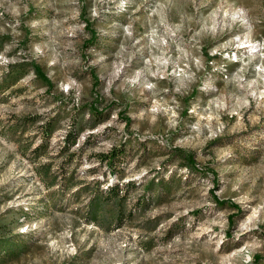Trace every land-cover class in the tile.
<instances>
[{
  "label": "rangeland",
  "instance_id": "obj_1",
  "mask_svg": "<svg viewBox=\"0 0 264 264\" xmlns=\"http://www.w3.org/2000/svg\"><path fill=\"white\" fill-rule=\"evenodd\" d=\"M2 35L0 86L29 68L0 89V215L27 211L30 244L4 264H264V0H0ZM115 147L135 185L99 225L96 185L121 178L96 154Z\"/></svg>",
  "mask_w": 264,
  "mask_h": 264
},
{
  "label": "trees",
  "instance_id": "obj_2",
  "mask_svg": "<svg viewBox=\"0 0 264 264\" xmlns=\"http://www.w3.org/2000/svg\"><path fill=\"white\" fill-rule=\"evenodd\" d=\"M96 36V35H95ZM97 41V37H94L89 43L95 44ZM11 42V37L9 35L0 36V53L5 49L6 45ZM32 69L35 71V74L39 79H41L45 85L51 87V81L46 73L43 71L42 67L38 64H32ZM29 73V68L26 63H16L9 65L5 77L1 82L0 89H10L14 85H16L20 80H22ZM93 109V107L91 108ZM104 111H98L93 109L91 115H93L98 121L102 120ZM35 117L34 119H36ZM37 120L33 121L34 123ZM44 135L43 142L38 145L34 149V154L36 156L42 155L45 153V146L48 136L52 131V127L50 124L42 127ZM78 130L75 128L74 130H70L64 137V142L60 146L59 152L61 155L68 153L71 147L75 144L77 140ZM76 152H73L66 159L67 164H63L62 166H68L70 162L76 157ZM126 154L125 147H115L108 153H98L96 154L99 161L101 163H106L108 168L113 171L116 175L121 178V181L115 182H99L96 185L94 199L92 201V208L96 207V212L90 210L89 217L95 223L99 225H109L112 221L116 223H121L126 216V206L129 197V187L134 186L135 183L127 182L123 183V171L120 170V166L122 164V160H124ZM187 167L188 164H185ZM45 167V166H44ZM43 168V167H41ZM95 171V170H93ZM61 175L65 178L67 187L73 186V176L68 177L63 169L60 170ZM42 177L45 180V183L49 186V188L53 187L57 182V178H50V169L46 168L42 173ZM120 180V179H119ZM123 183V184H121ZM105 184L104 186H102ZM143 199L140 197L137 199V203L140 205ZM16 210H10L4 214L0 215V263L4 264L10 262L12 260H16L20 258L29 248L30 244L26 241L28 239L26 234L16 232V228L20 225L19 215H28L27 211H20L18 214ZM17 216L15 217V215ZM129 216H133L134 212L130 211ZM14 217V218H13ZM109 221V222H108ZM111 227V226H108ZM69 264H78L77 262H72Z\"/></svg>",
  "mask_w": 264,
  "mask_h": 264
}]
</instances>
